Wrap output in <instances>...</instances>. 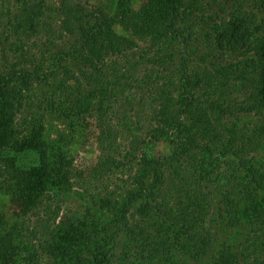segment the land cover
Masks as SVG:
<instances>
[{"label": "trees", "instance_id": "16d2710c", "mask_svg": "<svg viewBox=\"0 0 264 264\" xmlns=\"http://www.w3.org/2000/svg\"><path fill=\"white\" fill-rule=\"evenodd\" d=\"M24 1L0 0V190L28 205L39 232L26 239L0 214V264H264V176L245 165L264 145V0L222 23L192 12L206 34L186 35L192 45L176 0L137 12L118 0L113 14ZM241 113L262 119L255 140ZM88 115L101 153L90 174L58 146L68 136L46 129ZM153 142L173 147L141 152ZM77 189L85 213L61 217L54 201ZM242 225L238 244L223 239Z\"/></svg>", "mask_w": 264, "mask_h": 264}, {"label": "rangeland", "instance_id": "374dc122", "mask_svg": "<svg viewBox=\"0 0 264 264\" xmlns=\"http://www.w3.org/2000/svg\"><path fill=\"white\" fill-rule=\"evenodd\" d=\"M23 1L24 0H16L15 7H20L22 3L25 2ZM54 1L56 0H46L47 3H53ZM129 1L130 9L137 12L143 8L147 0ZM69 2L82 5L86 9V11H89L90 9H103V11L109 14H113L118 8V0H67V3ZM1 3L6 8L11 7V0H2ZM255 6L256 3L254 2V0H176V15H182V19H184L183 14L187 15L186 22L177 24V29H179L181 36L185 37L184 39L188 38L190 40L189 36L186 35H191L192 37V33L193 35H195L193 36V38H196V35L197 37L201 36L202 38V36H205L206 34L202 33V29L200 31L197 24L192 23V12H196L195 14H198L199 16L202 13H205L204 17H208V21L213 24L222 23L223 19H229L232 14H237V12L249 13ZM156 8L161 9L162 11L163 7L156 5ZM212 14L216 15L212 16ZM211 17H213V19ZM199 25H201L202 27L207 26L204 25V23L201 21L199 22ZM115 31L120 35H127L124 28L121 26H116ZM140 41L141 40L137 41L138 47L140 49L146 48V44ZM175 44V47L179 45L177 42ZM190 45H192L191 40ZM199 66L200 64H198L196 61L190 69V73H192V70L196 69L197 71L195 72L200 71ZM236 69L245 70V67L237 66ZM234 93L236 95H234ZM229 97L234 99L236 103H242L244 101V96L238 95L236 92L232 93L231 91V93H229ZM155 109L156 108L154 106H148V117L151 118L154 115ZM261 120L262 119L260 117L253 114H240V121L238 123L241 128H244L246 134L244 135L245 138H248L249 140H255L253 136H257L256 132L260 126ZM77 121L78 123L74 129L62 121H51L50 124L46 127L48 138L51 141H58L60 139V134H64L65 136L67 135L68 138L62 141L60 143L61 145L58 146L62 147V149L68 154L76 169L86 174H90L91 169L98 163L101 157V153L99 150L100 148L98 146V131L96 129V119L95 116L88 115ZM153 143L149 145L150 147H148V145L143 146L141 148V152L146 153L147 151H149L150 153L155 155L164 154L168 153V147H173L168 142ZM262 146L263 147H256V149L258 150L250 155L252 157L251 161H249V159V162H245V165H247V167L251 165L253 167L252 170L254 171V173L259 176H264V145ZM91 177H94V174ZM94 180L95 178H92L90 184L94 183ZM90 184L84 187L88 189L90 188ZM88 199L89 198L86 193L82 192V190L77 189V193L70 196L69 199L64 203H61L60 201H54L53 209L56 205H60V211L62 212L61 217L72 216L73 214H84L86 211L85 202H87ZM0 214H2L3 216H7L10 219L9 221L11 223L18 222V220L21 224L23 223L24 227H26V229H24V231L26 232V239L29 238L30 240H32L33 238H35V232H39V230L36 231V219L33 218L28 205L24 201L18 202L16 200H13L10 195H7L1 190ZM247 231L248 228L244 227L243 225L234 228L228 227L226 228V231H224L226 235L223 236V239H227L228 241H230V243L238 244L245 238ZM236 238L237 240L234 241V239ZM37 244H39L38 240L37 242L35 240V245ZM19 260L20 258H17L12 264H19ZM208 261H211V259H209ZM39 264H46V261L42 260V262Z\"/></svg>", "mask_w": 264, "mask_h": 264}]
</instances>
